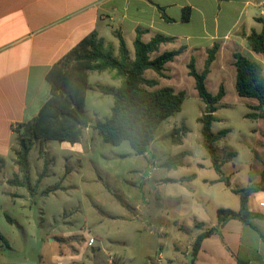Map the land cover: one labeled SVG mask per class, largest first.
<instances>
[{
    "label": "rangeland",
    "instance_id": "rangeland-1",
    "mask_svg": "<svg viewBox=\"0 0 264 264\" xmlns=\"http://www.w3.org/2000/svg\"><path fill=\"white\" fill-rule=\"evenodd\" d=\"M249 50L264 65V54ZM244 54L252 59L250 53ZM130 56H135L133 45ZM190 58L181 55L169 64L166 78L153 70L145 73L158 79L157 87L186 92L182 110L161 124L146 155H137L127 141L118 146L104 143L93 128L111 116L114 103L102 87L121 84L108 70L89 73L85 107L89 125L79 142L83 151L57 140L45 142L41 150L40 142H34L26 177L18 173L14 156L6 161L0 172V236L8 245L0 238V264H60L58 259L79 254L78 261L63 263L194 264L192 246L201 233L197 225L216 223L219 208L239 209L240 196L225 182L212 183L220 176L203 146L197 119L206 105L188 74ZM195 58L202 72L205 60ZM229 59L216 66L206 85L213 94L221 83L225 85L226 95L215 113L220 120L212 130L230 129L215 145L221 160L238 153L224 172L236 176L232 188H241L256 178L249 165L253 153L260 154L264 120L246 117L249 105L258 101L238 95L236 69ZM182 126L190 131L179 144L172 140V131ZM256 128L259 133L251 134ZM181 152L187 154L185 164L167 168L168 159ZM17 173L22 184L11 185L8 179Z\"/></svg>",
    "mask_w": 264,
    "mask_h": 264
},
{
    "label": "crops",
    "instance_id": "crops-1",
    "mask_svg": "<svg viewBox=\"0 0 264 264\" xmlns=\"http://www.w3.org/2000/svg\"><path fill=\"white\" fill-rule=\"evenodd\" d=\"M262 2L0 0V157L6 164L14 156L16 164L18 136L22 125L35 118L51 96L47 74L54 64L91 33L97 32L105 45L115 50L116 55L119 49L118 33L122 35L129 53L138 31L142 32L141 39L145 43L157 35L173 38L171 42L162 43L156 55L184 46L186 49L181 55H200L206 60L207 50L219 44L220 48L208 75L210 78L216 66L224 64L225 57L230 58L234 66V52L250 53L252 59L257 60L247 46L246 37L252 30L259 32L262 29V23L258 20L264 19ZM185 7L191 8V17L187 21L183 20ZM153 54L152 58L156 56ZM173 62L167 63L166 68ZM258 133L257 128L251 130L253 135ZM72 145L83 151L81 143ZM259 153L254 152L251 157L249 166L255 169L256 178L249 180V183L261 179L264 140L260 143ZM237 156L238 153L223 165V171L224 166L235 162ZM17 171L20 173L19 167ZM225 176L229 179L228 186L231 189H240L231 187L236 176ZM248 206L250 211L264 214V190L250 195ZM204 223L206 228L217 225V222ZM253 224L264 235V220L255 219ZM79 258L80 254L69 258L64 256L58 260L64 264L66 260L78 261ZM238 259L243 264H264V238L250 225L231 220L220 233L203 240L194 264H237Z\"/></svg>",
    "mask_w": 264,
    "mask_h": 264
},
{
    "label": "trees",
    "instance_id": "trees-1",
    "mask_svg": "<svg viewBox=\"0 0 264 264\" xmlns=\"http://www.w3.org/2000/svg\"><path fill=\"white\" fill-rule=\"evenodd\" d=\"M191 17V8L183 9V20ZM167 20H172L165 17ZM262 23L261 31L252 30L246 37L247 46L256 53L264 54V19H258ZM141 31H138L134 41V59H131L126 43L120 33L118 54L111 46H106L97 32L91 33L79 42L71 51L62 57L47 74V80L51 86V96L43 105L38 115L31 121L22 125L19 131L18 141L20 150L17 152L16 164L21 173L27 176L29 169L28 155L34 144L39 141L41 150L45 142L57 140L75 144L80 142L85 128L89 125L86 112V95L90 88L89 73L91 71L114 72V79L121 81L117 88L102 87V92L110 94L114 103L111 116L105 121H99L93 125L95 131L106 144L118 146L127 141L137 155H145L153 141L156 139L161 124L182 110L186 98L184 90L177 91L172 86L157 87L158 79L147 78L145 72L153 70L159 77H168L165 73L166 64L173 62L181 55L186 47L166 51L152 58V54L159 50L162 43L171 42L173 38L163 35L155 36L150 42L145 43L141 39ZM219 44H215L207 50L202 72L196 68V59L191 57L187 65L188 74L195 79V86L199 97L206 105V111L197 121L201 124L203 146L210 155L212 164L219 174V179L212 181L225 182L229 185V179L225 176L223 165L235 157L237 152H230L223 160L218 155L216 142L224 138L230 129H223L217 133L212 130L214 122L220 119L216 116L218 104L226 95L225 86L221 84L216 94L211 93L206 85V79L211 72V66L216 59ZM236 69L235 87L239 96L253 98L257 105H249L251 111L246 114L250 119H264V66L243 54L240 51L233 53ZM190 130L182 126L172 131V140L183 143V134ZM182 135V136H181ZM186 152L171 156L165 163L167 168H176L185 164ZM5 165V160L0 157V172ZM8 182L14 186H20L22 180L19 174ZM194 175L183 178L189 180ZM264 190V169L259 181L250 183L240 189L232 191L240 196V209L219 208L217 210V225L207 227L204 222L197 225L202 232L196 237L192 246V262L200 251L204 239L220 233L221 229L231 220H238L250 225L264 235L253 224L255 219L264 220V214L250 211L248 200L250 195ZM0 238L6 242L2 236ZM7 244V242H6ZM8 245V244H7ZM237 264H243L237 260Z\"/></svg>",
    "mask_w": 264,
    "mask_h": 264
},
{
    "label": "built area",
    "instance_id": "built-area-1",
    "mask_svg": "<svg viewBox=\"0 0 264 264\" xmlns=\"http://www.w3.org/2000/svg\"><path fill=\"white\" fill-rule=\"evenodd\" d=\"M261 9H262V11H264V0H263V2H262ZM93 240H94V239L91 238V239H90V242H93Z\"/></svg>",
    "mask_w": 264,
    "mask_h": 264
}]
</instances>
